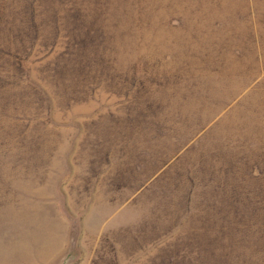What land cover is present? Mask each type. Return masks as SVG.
Instances as JSON below:
<instances>
[{"label":"rangeland","instance_id":"374dc122","mask_svg":"<svg viewBox=\"0 0 264 264\" xmlns=\"http://www.w3.org/2000/svg\"><path fill=\"white\" fill-rule=\"evenodd\" d=\"M0 264H264V0H0Z\"/></svg>","mask_w":264,"mask_h":264}]
</instances>
